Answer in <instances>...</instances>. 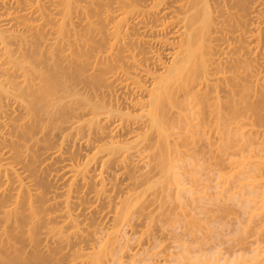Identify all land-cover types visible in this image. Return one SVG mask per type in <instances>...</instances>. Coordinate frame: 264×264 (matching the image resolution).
<instances>
[{
    "label": "bare ground",
    "instance_id": "bare-ground-1",
    "mask_svg": "<svg viewBox=\"0 0 264 264\" xmlns=\"http://www.w3.org/2000/svg\"><path fill=\"white\" fill-rule=\"evenodd\" d=\"M95 1L52 0L46 3L44 0H0V264H36L37 261L40 264L39 262L45 261L39 259V256H43L44 253L38 256L34 253L35 251H33L35 255L33 254L34 256L29 258V227L26 230L22 227L29 224V180H26L28 175L25 172H29V138H32L37 126L41 127L44 118L49 119V121L54 119L52 115L55 114L58 92L61 87L66 89L69 85L65 83L66 77H63L65 68L62 67L66 63L62 66V60H67L65 62H67L68 65L66 66L68 67L73 65V67L71 66L74 71L72 74L75 73L73 75H76L77 82L79 81L78 84H80L79 88L71 87L72 94L76 96V109L78 110L74 109L77 112L74 113L76 119L72 120V123H75L78 128L81 127L80 129L89 124L90 130L86 135L87 140L90 136L97 140L107 139V142L95 146L96 149L91 157V159H95L94 163L99 167V171L92 175L95 177L93 186L86 179L90 176L88 169L75 167L71 164L67 165V169L72 172L73 176H79L84 180L80 192H92L95 200H103L109 206L113 203L114 198L108 192L109 188L104 181L105 174L110 173L109 166L114 164L115 169L118 170L117 178L125 179L127 177L128 180L120 184V188L126 193L124 198L119 201L120 206L106 212L111 220L107 227L108 231L103 233L102 244L94 243L99 244L100 249H97L91 242L93 241L91 234L89 235L91 236L90 239L82 233L84 228L81 225L83 219L80 215H84V207L76 200L79 198L78 187L72 186L70 183L63 189L62 193L53 192L47 198L50 212L47 213L46 217L48 222L43 232V239H45L43 244L45 245L42 247L49 248L46 250L50 251V255H45L55 258L57 264H60L58 260L63 261L64 264H75L79 260V263L82 262V264L83 262H85L84 264H98L97 262L104 261L103 258L110 256L111 254L108 255V253L119 245L118 238L121 237L119 226L123 222L129 221L131 213L129 207L131 203L135 204L137 201L136 199L133 200V197L143 194L142 190H134L143 185L144 180L145 183L150 181L147 183L148 186L154 183L151 182L153 179L155 181L162 179L165 182L180 183L178 177L175 176L176 172H172L173 164L171 162L173 161L171 158L169 160L170 153L172 154L175 148L171 147L175 141L170 143V137L173 133H171V129L179 128L178 121H180L179 123L185 122L188 116L194 115L193 118L195 119L190 120V122L195 121L197 123L193 125L189 122L191 125L189 123L186 125H189L190 128L192 125L194 128L199 126L198 128L201 129L197 128L198 130L195 129L193 133L200 138L206 134V130L202 132L205 128L212 129L200 125L204 126L210 122L209 125L212 126L211 124L217 122L219 125L230 126L231 122L229 121H234L233 119L236 121L240 117L243 118V121L246 119V123L249 124L253 122V119L250 122L249 119L259 107L256 106L255 97L258 91V80L261 79L260 74H257L260 70L256 72L255 68L257 67L255 66L257 64L255 63L258 61L251 54L254 43L258 39V35L254 32L256 27L253 25H256V21L264 24V1L254 0L253 5L250 4V6L249 0H110V4L104 9H100L96 5H99V2L103 0ZM93 4L100 10L96 7L93 8L91 6ZM260 4H262L263 9L257 8ZM234 7L237 8L236 11H232ZM92 8L99 10L98 12L94 11V13L101 14V19L96 23L88 17L90 10H87ZM86 12L87 14H85ZM80 15L82 18L79 17ZM74 17L80 21H77V24H83L82 26H88L89 29L93 30V32L90 31L91 37L82 33L78 36L74 34L77 37L75 36L73 39L67 38L68 33L73 29L75 30V26H77ZM225 21H229L230 25L231 21L232 25H236H234L235 28L232 27L231 29L225 26ZM238 26L239 28H236ZM32 29H36V31L30 34L33 39H29V30ZM234 31H239L238 36L246 43L244 46H235L233 41H230V38H237L234 34L230 35ZM38 45H42L44 48L49 45V61L43 59L42 50L38 48ZM71 45H76V47L72 48ZM241 47H245V54L248 52L250 55L246 54L248 56L242 58L241 56H233ZM73 51L75 52L73 53L74 56H72ZM30 56L35 59L36 63H39L37 66L30 64ZM241 68L245 71L246 76H239L237 80L236 75L239 74H234L235 77H233V71ZM29 70L32 71L31 75H29ZM75 85L71 84L70 86ZM13 103L17 105L16 110L24 112L16 139L11 138L9 134L8 136L5 135V129L11 118L10 115L14 111ZM36 113L42 114L36 117ZM237 121L241 120L238 119ZM237 121L233 124L238 123ZM175 122L177 127H174ZM190 128H188V132L192 130ZM223 128H219L220 133L224 132ZM199 131L201 132L200 135ZM231 131L234 132V130ZM226 132L221 135H226L227 142H232L233 139L231 140V138L235 134L229 129ZM193 133L187 135L191 141L195 139ZM220 133L218 136H221ZM239 135L241 136V134ZM187 136L182 141L186 140ZM190 136L194 137L190 138ZM200 139L205 141L203 138ZM5 142L10 146L6 150H4ZM184 142L186 143L188 140ZM185 143L183 144L185 145ZM196 144L199 143L194 145ZM190 145L192 144L190 143ZM204 146L199 150H203ZM148 147L151 152L146 151L148 156L146 153H144L146 156L142 155L145 148ZM209 149L206 150L209 152ZM62 152L60 143L53 152L48 153V156H60ZM202 152L195 151L199 155H202ZM178 154H180L179 151ZM179 156H183V154ZM132 157L133 159L135 157L133 160L135 162L130 161L129 163L128 160L130 158L132 160ZM142 158H146L144 160L148 163L146 164ZM21 160L25 162L23 163ZM136 160L137 163L144 161L143 164L148 165V168L149 164L153 162L155 166L150 165L153 167L150 168L152 170H149V173L138 172L139 174H136L138 176L133 177L131 173L134 170L133 165ZM89 162V159L85 161L86 164ZM129 164L132 165L129 167L132 170L127 168ZM137 166L141 167L142 165ZM148 168L143 171H148ZM154 169L157 171L152 176L150 173ZM144 173L147 175H140ZM140 176L145 177L141 178ZM154 176L160 177L155 178ZM146 177H149L148 180ZM136 179L143 180L140 181L142 184ZM158 183L157 181L154 185ZM186 189L188 190V188ZM161 192L166 191L158 193ZM224 201L226 202V200ZM228 207L230 209L231 206ZM30 208V212L32 210L34 217L37 218L35 209L32 206ZM225 208L227 211V207ZM220 209L222 208L220 207ZM219 214L222 215L225 212H219ZM175 215L172 217L173 215L166 214V217L176 218L177 215ZM143 218L150 217L142 215L140 221ZM170 222L168 223L171 224ZM224 223L227 222L221 223L222 226ZM188 226L185 228L188 229ZM172 231L176 232L174 228ZM211 232L214 237L219 235L216 232L213 233L212 230ZM33 233L35 235V232ZM178 235L180 236L179 232ZM89 239L92 245L90 244V247L87 246L84 249L82 243H87ZM160 239L164 238L160 237ZM161 240L160 246L163 243ZM179 240L181 239L179 238ZM124 241L122 242L124 243ZM174 242L176 241L174 240ZM180 242L182 241L177 243ZM214 243L223 244L224 242ZM49 244L55 245L49 246ZM153 245L151 244L149 247H152V252L155 251L154 256L157 255L156 253L161 256L167 255L165 252L162 254L157 252L163 251L156 250L157 246ZM164 245L167 244L164 243L162 246ZM167 246L169 248V245ZM213 246L215 247V245ZM166 247L163 248L166 249ZM175 247H179L181 250L179 252L178 249L176 252L178 255L171 254L174 256L171 259L172 262H175V258L179 256L180 259H176L178 261L184 258H186L184 261L189 260V263H195L194 260L196 262L197 260L203 261L202 263L197 262L199 264H264V257L259 258L260 251H256L257 254L259 253V257L255 255L256 253L246 257L242 253L236 254V251L234 254L237 256H234L233 252H229L232 257L229 256L228 258H226L227 256L224 258L219 256V251H215L212 255L192 257L194 253H190L191 247L187 250L185 244ZM62 248H66L67 251ZM42 250L46 251L43 248ZM63 250L67 253L66 255H63L65 254ZM185 251L186 253L189 251V253L186 254ZM58 252H62L63 257L56 260V255H60ZM137 253L135 252V254ZM76 257H79V260H76ZM42 258L46 259L47 262L52 260L46 256ZM142 258L139 259L142 260ZM162 258V260L161 258L160 260L152 259L150 264H168L165 262L168 261L166 260L167 257ZM148 259L150 258L143 261H148ZM154 260H158L159 263H154ZM163 260L165 263L161 262ZM102 261L99 264H102ZM135 262L132 261L131 263ZM179 262L176 261V263ZM182 264H187V261Z\"/></svg>",
    "mask_w": 264,
    "mask_h": 264
},
{
    "label": "rangeland",
    "instance_id": "rangeland-1",
    "mask_svg": "<svg viewBox=\"0 0 264 264\" xmlns=\"http://www.w3.org/2000/svg\"><path fill=\"white\" fill-rule=\"evenodd\" d=\"M44 1L48 3L47 1H52V0H44ZM94 2L96 1L94 0ZM252 2H254V0H249L248 4L250 5L252 4ZM95 4H93L94 6L93 5L91 6L94 8L96 7ZM109 4H110V0H103L99 2V5L98 4L96 5L99 6L100 9L101 8L104 9ZM99 7H96V8L99 9ZM257 8L263 9L262 4L258 5ZM92 9L87 10V11L90 10L88 12V17L90 20L96 23L97 21H99V19H101V14L94 13V11L98 12L100 9L98 11L96 9L95 10L93 9L92 11ZM236 10H237L236 7L232 9V11H236ZM241 11L243 12V10ZM85 14H87V12ZM79 17H81V15ZM82 17L84 18L83 14H82ZM74 18H75L74 20H76L75 25H77L75 26L76 31L74 29L71 30V32L68 33L67 38H69L70 40V39H73L76 35L78 36V34L80 35L82 33L83 35L86 34L87 36L91 37V32H93V30L89 29L88 26H82L83 24L82 25L77 24L80 21H78L76 17ZM245 19H246V16H245ZM231 21H230L231 25L229 24V21H225V26L232 29V27L235 28L234 27L235 24L232 25ZM255 24L256 25H253L256 27L254 28V32L258 35V39L254 43V48H253L251 56L252 57L255 56L254 58L256 59V61H258L257 63H255L257 64V66H255L257 67L255 68V70L256 72L260 70V72L257 74H260L259 76L261 79L260 81L257 79L258 80V88H257L258 91L256 94L257 96L255 97V101L257 100L256 106H259V107L254 111L253 113L254 115L252 114L253 118L251 116V118L249 119V122L252 119H253V122L252 123L248 122L249 124H247L245 121L246 119L243 121V118L240 117L241 119L237 118L236 121L239 119L242 122L237 121L238 123L233 124V122H236L235 119H233L234 121L232 120L229 121L231 122L230 126L229 125L225 126L224 124L219 125L217 122H214V124H211L212 126L209 125L210 122L208 124L206 123V125L204 126L200 125L201 127L207 126V127L212 128V129L205 128L203 131L200 130L202 132L206 130L205 131L206 136L205 135L200 136V138H203V140H205V141H202L199 138V136L193 133L195 129L196 130L201 129V128H198L199 127L198 125H197L198 127H195V128L193 127V125H195L197 122L195 121L190 122V120L195 119L193 118L194 115H192V117L188 116L187 118L189 120L187 119L185 121L186 123L185 122L179 123L180 121L178 122L176 121L178 123L179 128L171 129V133L173 132L172 133L173 135L171 134L172 137H170V143L175 141L177 144L175 142L172 143L174 146L170 144L171 147H175L176 149L174 148L173 150L175 154L171 150L172 148L170 149V151H172V154L169 152L170 153L169 160L171 158L172 159L171 161H173L171 162L173 164L172 172L174 171L176 172V174L178 173L177 175L175 174V176L178 177L180 183L173 182V181L165 182V181H162V179L161 180L158 179L155 181L153 179L151 182H154V183H151V185L149 184L148 186L147 183L148 182L150 183V181L148 182L146 181L145 183V180H144V182H142L143 185L138 186V188L134 190V191L142 190L143 194L142 196L135 195L133 197V200L136 199L137 201L135 204L131 203L129 207V212H131L129 215V221L126 223L123 222L119 226L120 228L119 233H120V236L123 238L122 239L121 237L118 238L119 245H117L115 248L117 252L114 251L115 249H113L112 251L108 253V255L111 254L110 256H106V258L102 257L104 260V261L101 260L102 264H129V263L130 264H137V263L138 264H150L151 263L150 261H152V259L160 260L161 258L162 260L163 259L162 257H165V258L167 257L166 260L168 261L163 260L161 262L163 263L166 262L168 264H182L183 262L186 263V261H187V264H190V263L196 264L197 262L199 263L203 262L201 260H197V262L194 260L193 262L195 263H192V262L189 263L188 262L189 260L184 261V259L186 258L179 260L181 261L179 262L178 260H176V259H180L179 256H177L178 258L177 257L175 258V262H172L173 260L171 259H173L174 256H172L171 254H176V252H178L179 247H175V246L176 245L180 246V244L181 245L185 244L186 250L190 249L189 247H191V250L189 251H191L190 252L191 254L194 253L192 257L212 255L213 253H215V251L217 252L219 251L218 252L219 256L221 255L223 256V258L226 256H227L226 258H228L229 256L232 257V255L229 252H233L234 254L235 251H236V254L242 253L246 257L248 255L249 257L252 256V254H255L256 251H260V257L258 256L259 253L258 254L256 253L255 255H257L259 258H261V256L262 258L264 257V157H263L264 156V141H263L264 140L263 138V135H264V97H262L264 96V93H262L264 92V88H262L264 87V84H263L264 76H262L264 74V24L261 22L259 23V21L258 22L256 21ZM236 28H239V26ZM35 31L36 29L29 30V39H33L30 34ZM42 31L44 32L43 29ZM233 34L236 35L237 38L236 39L230 38V41H233V44L235 46L237 45L244 46L245 42L242 40V38L238 36L239 31H236V32L234 31V33L230 35H233ZM57 47L59 48V45H57ZM71 47L75 48L76 45H73V46L71 45ZM38 48L42 50L43 59L46 61H49V52H48L50 48L49 45H46L45 48L42 47V45H38ZM245 50H246L245 47H241V49L237 50V53H234L233 56H241L242 58L243 56L245 57V56L250 55V53L248 54V52L246 53L248 55H246ZM74 51L72 52V56H74L73 54L75 53ZM63 52L67 53L68 51H63ZM65 61L67 60L66 59L62 60L61 65L63 64L62 66H64V64L66 63L65 66L62 67V68H65V70L63 71L64 72L63 77L64 76L66 77L65 83L69 85L67 86L66 89H63V87H61L58 92L59 97H57L56 103H55V114L52 115L54 119L49 121V119L44 118V120H42L43 123L41 127L37 126L35 128V133L32 135V138H29V172L27 171L25 172V174L28 175L26 180H29V224L23 225L22 227L24 230H26L29 227V258L34 256L35 255L34 253H36V255L38 256L44 253L43 256H39L40 257L39 259L45 260V261L46 259L42 257L46 256V258H51L50 256L45 255V254L50 255V251L48 252L46 250L47 247L44 248L42 246L45 245L43 244V241L45 242V239H43L44 238L43 232L46 229L45 227H47L46 223L48 221L46 217H47V213L50 212V209H49L50 205H48L47 198H49L53 192L62 193L63 189L66 188L68 184L70 183H72V186L74 185L78 187L79 189L78 197L79 198L78 199L76 198V200L80 202L81 205L84 207L83 208L81 206L84 209L83 210L84 215H80L82 216L81 218L83 219L81 225H82V228L84 229L82 230V233H84V235H86L88 238H90L91 236L93 237V241H91L90 240L91 238H90L85 244L81 242L82 245H84L83 246L84 249H86V247L89 246L90 244L92 245V243L93 244L94 243L97 244L98 242L99 244L103 243V236H104L103 233H105V231L107 230V227L111 223V220L108 217L109 215L106 212L109 209H113L115 207L120 206L119 201H121L126 195V193L122 190V188H120V184H123L127 182L128 180L127 177L125 179L117 178L116 173L118 172V170L115 169L114 164H111L109 166L110 173H108L107 175L105 174V179H104V181L106 182L109 188L108 192L114 197L113 203L109 206L103 200H95L92 192H89V193L80 192L82 189L81 188L82 182L84 180L79 178V176H73L72 172H70L67 169V165H70V164L74 165L75 167L88 169V174L90 176L87 177L86 179H88V181H90L91 183L90 185L93 186V181L95 180V177H93L92 175L99 171V167H97L96 164L94 163L95 159L94 158L91 159V157H92L94 150L96 149L95 146L98 144L107 142V139L104 138V139L97 140L90 136L88 138L89 140H87L86 135L88 134L90 130L89 124H87L83 129H80L81 127L78 128V126L77 127L75 126V123H72V120L76 119L74 117L75 115L74 113L77 112L78 110L76 109L77 107L76 96L72 94L71 89L79 88L80 84H78L79 81L77 82L76 75H73L75 73L72 74L73 68H71V66L73 67V65L68 67L66 66L68 65L67 62ZM29 62L32 66H37L39 64V63H36L35 59L31 56L29 57ZM244 73L245 71L243 70V68L238 69V70L236 69L235 72L233 71V77H235L236 74H239L238 76L236 75V78L238 80L239 76L240 77L246 76ZM31 74H32V71L29 70V75ZM70 75H72L73 77ZM236 78L234 79L236 80ZM75 82H77L76 85H75ZM71 84L75 86H70ZM18 99H20V97H18ZM13 107H14V111L10 115L11 118L9 119L8 126L5 129V135L8 136L9 134L11 138L16 139L17 133L20 127L19 124L22 120V117L24 116V112L16 110L15 108L17 107V105L15 103H13ZM74 109H76L77 111ZM41 112L43 113V110ZM41 114L36 113V117ZM176 122L174 123V127H177L175 126L177 125ZM189 122L193 124L192 128H190L189 125L191 124ZM188 123L189 125H186ZM238 124L240 127L237 126ZM44 125L45 127H43ZM181 126L183 127L182 129H181ZM223 126L225 127L223 128ZM188 128L192 129L191 130L192 132L191 131L188 132ZM219 128L224 129V132L222 133H225L228 129L230 132H233L231 130H234L233 134L235 135L231 138V140L233 139L232 142H229V141L227 142V139H228L227 136L226 135L222 136L224 134L220 133L221 130H219ZM200 131H199V135L201 133ZM190 133H193V135L195 134L194 135L195 141L193 139L191 141V139H189V136H187V135H190ZM219 133L220 135L221 134L222 135L218 136ZM237 133L241 134V136L239 134L237 135ZM185 136L187 137H186V140L184 141L188 140V142H190L192 145H190V143L188 142L185 143L184 141H182ZM194 136L192 137L190 136V138H193ZM173 138L174 139L176 138V139L174 140ZM261 140H262V143H261ZM60 143H61L62 150H63L62 154L60 156L59 155L58 156H52V155L48 156V153L53 152L57 148V146L60 145ZM183 143H185V145ZM195 143H199V144L194 145ZM5 144L6 146L4 150L10 147L6 142ZM143 145L145 146V144ZM202 146H204L203 147L204 149L199 150L202 148ZM187 147H190V148H187ZM146 149H149V147L145 148V152L143 151L144 149L142 150L143 151L142 155L146 153V151L148 152L150 151V149L149 150H146ZM206 149H209L210 151L208 152V150ZM191 150H194V151L192 152ZM178 151L180 152V154H183V156H179L180 154H178ZM195 151L199 153H201L202 151L203 152H202V155H199V153H195ZM184 155H187V156L185 157ZM174 156H176L177 158ZM87 159H89L90 162L86 164L85 161ZM130 159L128 160L129 163L130 161L135 160V157L134 159L132 157V160ZM144 159L146 160V158ZM144 159L142 158V160ZM147 160H149V157H147ZM144 161H138L137 163V160H136V163H134L133 165L134 172L132 171L131 173L133 177L138 176L136 175L138 172L139 173H143V172L149 173V170H152L150 168L155 166L153 160H151V162L153 163L149 164V168H148L147 167L148 165H146L148 162L145 161L146 164H143ZM21 162L24 163L25 161L21 160ZM152 164L153 166H150ZM129 165L127 168L129 170L130 169L132 170V168H129V167H132V165L131 166ZM137 165H142V166L140 167ZM138 167H140L141 170L140 169L138 170ZM145 167L148 168V171H143L146 169ZM156 169H154V171H152L150 175L153 176V173L158 170ZM147 173L140 174V175L146 176ZM140 177L143 178L142 176ZM154 177L156 178L160 176H154ZM147 178L149 177H146V179ZM136 180H139V179H136ZM140 181H143V180H139V183ZM157 181L159 183L157 185H154L155 183H157ZM161 181L164 183H162ZM135 184H136V181H135ZM177 184L178 185L180 184V186H178ZM186 188H188V190ZM89 189H93V188H89ZM160 191H166V192L158 193ZM155 193H158V195H155ZM231 196H233L234 198ZM59 197L61 198L62 195ZM155 197L159 199L157 200ZM154 199L156 200L154 201ZM224 200H226V202ZM223 201L224 203H222ZM229 205L232 207V208L230 207L231 210L228 209ZM30 206H32L35 209L34 211L37 214V218L34 217L33 215L34 213L32 212V210H31L32 212L31 214ZM141 206H144V207H141ZM220 207L222 209H220ZM225 207H227V211ZM217 208L219 210H216ZM221 211H224L225 214H222V215L219 214V212L224 213ZM166 214L173 215L172 217H174V215L176 214L177 216L176 215L175 216L178 221L176 220V218H169V216L166 217ZM38 215L40 217L39 219H38ZM142 215L144 217L145 215L149 216L151 219L143 218L140 221V218L142 217ZM174 219H175V222H173ZM168 222H170L171 224H169ZM219 222L221 223L227 222V223H224L222 226V224ZM172 224H175V225H172ZM165 225L166 226L168 225V226L166 227ZM188 225H191V226H188ZM196 225L198 227L200 226V228H198ZM185 226H188V229L187 227L185 228ZM173 228L174 230H176V232L172 231ZM167 229H170V230H167ZM160 230L161 231L164 230V231L161 232ZM211 230L213 231V233L216 232L219 235H217V237L212 236L213 234ZM165 231L167 232L170 231V232L169 233L166 232L167 234L166 235ZM33 232H35V235ZM178 232L180 233L181 237L178 235ZM90 234L91 236H89ZM24 235H27V234H24ZM160 237H163L164 239L166 238L167 240L162 239L163 240L162 241ZM211 237H214V238H211ZM179 238L181 240H179ZM120 239L122 241L125 240L124 243ZM172 239H174L176 242H174V240ZM160 240L161 242H163L162 245L166 243L167 245H169L170 249L168 248L167 245L160 246ZM170 241L172 242L170 243ZM178 241H182V242L177 243ZM221 241L222 243L223 242L224 243L223 244L214 243V242L220 243ZM96 244H94L95 247L97 249H100L99 244L98 245ZM151 244H154L153 246H157V248H155L156 250L163 251V252L161 251H157V252L161 254L165 252V254L167 253V255L161 256L160 254L156 253L158 256L157 255L154 256L155 254L153 253L155 251L152 252L153 250L152 247H149ZM50 245H55V244H49V246ZM213 245H215V247ZM163 247H166V249H164ZM231 247L232 248L234 247V249H232ZM42 248L46 250L45 252H48V253H45L42 250ZM66 248H62V249L67 251ZM161 248H163L164 250ZM147 249L148 250L150 249L149 251H151L152 253H150ZM182 249H184V247ZM180 250L181 248L179 249V252ZM33 251L35 252L33 253ZM189 251L187 252L189 253ZM135 252H138V253L135 254ZM61 253L62 252H58V254L62 255ZM64 253L65 254L63 255L67 254L66 252ZM191 254L189 255L191 256ZM236 254H234V256ZM60 255H56V260L60 258L62 259L63 255L61 257H58ZM176 255H178V253ZM142 257H146L150 259H148V261H143L146 258H142ZM139 258H142V260H140ZM51 259L53 261L50 259H49L50 261H48L51 263H48L47 261L46 262L41 261L39 263L40 264L42 263L43 264H47V263L55 264L56 263L55 258L54 259L51 258ZM63 260L66 261L65 259ZM76 260H79V257H76ZM59 261L60 260H58V263L64 264L63 261H60V262ZM132 261L133 262L136 261L137 263L136 262L131 263ZM176 261L179 263H176ZM79 262L80 260L77 261L75 264H82V262L81 263ZM100 262H97V263L99 264ZM153 262L154 263L158 262V260L157 261L154 260ZM29 263H31L30 260H29ZM84 263L85 262H83V264ZM36 264H38V261Z\"/></svg>",
    "mask_w": 264,
    "mask_h": 264
}]
</instances>
